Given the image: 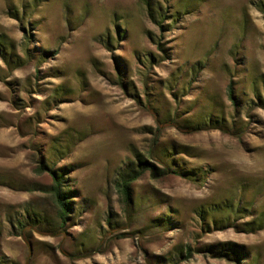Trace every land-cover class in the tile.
Wrapping results in <instances>:
<instances>
[{"label": "rangeland", "instance_id": "rangeland-1", "mask_svg": "<svg viewBox=\"0 0 264 264\" xmlns=\"http://www.w3.org/2000/svg\"><path fill=\"white\" fill-rule=\"evenodd\" d=\"M0 264H264V0H0Z\"/></svg>", "mask_w": 264, "mask_h": 264}, {"label": "trees", "instance_id": "trees-1", "mask_svg": "<svg viewBox=\"0 0 264 264\" xmlns=\"http://www.w3.org/2000/svg\"><path fill=\"white\" fill-rule=\"evenodd\" d=\"M229 95H232L231 90H229ZM166 126H173L177 128L178 130L182 132H191L195 130H199L201 127L197 125H193L191 123L185 124L178 122L175 118H169L166 120H159L157 119V133L166 127ZM219 128L227 133H232V129H230L227 126H219ZM164 167L161 169V171L157 172L154 168L153 164L150 163L147 159H139V163L137 165V168H132V163H129L126 167V170L119 173L118 179H117V189L121 194L123 204L126 206V208L131 203V194H130V184L133 180L138 178L141 174H143L145 171H149L152 177H157L158 175H164L169 172H175L178 173L180 171L173 169L166 161H163ZM52 176V183H51V194L54 199V202L58 209L59 217L64 221V219L67 217V213L70 210V201H69V193L67 191H64L62 189L61 184V174L57 173V171H50ZM18 226V234L23 237L24 240L28 241L27 234L32 228L31 221H17ZM118 236H125L124 233H119ZM82 256L85 255V253L81 254Z\"/></svg>", "mask_w": 264, "mask_h": 264}]
</instances>
